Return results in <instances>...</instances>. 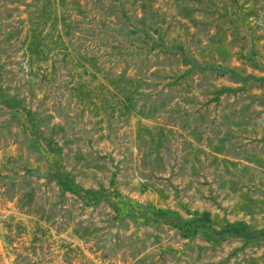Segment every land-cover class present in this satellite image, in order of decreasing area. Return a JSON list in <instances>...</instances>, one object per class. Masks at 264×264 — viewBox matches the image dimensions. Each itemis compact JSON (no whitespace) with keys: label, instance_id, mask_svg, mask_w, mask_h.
<instances>
[{"label":"rangeland","instance_id":"obj_1","mask_svg":"<svg viewBox=\"0 0 264 264\" xmlns=\"http://www.w3.org/2000/svg\"><path fill=\"white\" fill-rule=\"evenodd\" d=\"M0 264H264V0H0Z\"/></svg>","mask_w":264,"mask_h":264},{"label":"trees","instance_id":"obj_2","mask_svg":"<svg viewBox=\"0 0 264 264\" xmlns=\"http://www.w3.org/2000/svg\"><path fill=\"white\" fill-rule=\"evenodd\" d=\"M86 22H88V23H87L88 25H91V23L89 22V20H88V21H86Z\"/></svg>","mask_w":264,"mask_h":264}]
</instances>
